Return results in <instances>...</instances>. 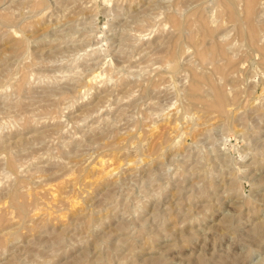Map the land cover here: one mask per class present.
Returning a JSON list of instances; mask_svg holds the SVG:
<instances>
[{
  "label": "rangeland",
  "instance_id": "374dc122",
  "mask_svg": "<svg viewBox=\"0 0 264 264\" xmlns=\"http://www.w3.org/2000/svg\"><path fill=\"white\" fill-rule=\"evenodd\" d=\"M0 264H264V0H0Z\"/></svg>",
  "mask_w": 264,
  "mask_h": 264
},
{
  "label": "bare ground",
  "instance_id": "6f19581e",
  "mask_svg": "<svg viewBox=\"0 0 264 264\" xmlns=\"http://www.w3.org/2000/svg\"><path fill=\"white\" fill-rule=\"evenodd\" d=\"M100 75V74H99ZM98 74H95V75H93L90 79H89V81L92 83V82H95L98 78H100V76H99ZM89 83V82H88ZM96 83V82H95ZM94 87V86H93ZM100 165L103 167H105L106 165H107V161L106 160H104V159H102L101 161H100ZM101 167V168H102ZM103 167V168H104ZM111 167V166H110ZM106 168V167H105ZM107 170V168L104 170V171H106ZM106 174H109V170H107L106 171Z\"/></svg>",
  "mask_w": 264,
  "mask_h": 264
}]
</instances>
